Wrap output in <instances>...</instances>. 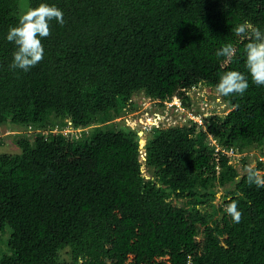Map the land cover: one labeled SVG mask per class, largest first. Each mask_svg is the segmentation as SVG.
Listing matches in <instances>:
<instances>
[{
    "label": "trees",
    "instance_id": "1",
    "mask_svg": "<svg viewBox=\"0 0 264 264\" xmlns=\"http://www.w3.org/2000/svg\"><path fill=\"white\" fill-rule=\"evenodd\" d=\"M40 2L64 23L36 66L12 69L6 33ZM244 21L264 31V0H0V134L18 131V152H0V264H264V188L245 172L264 173V85L220 96L228 111L205 128L145 126L143 146L128 123L146 97L191 109L223 72L247 74Z\"/></svg>",
    "mask_w": 264,
    "mask_h": 264
},
{
    "label": "clouds",
    "instance_id": "2",
    "mask_svg": "<svg viewBox=\"0 0 264 264\" xmlns=\"http://www.w3.org/2000/svg\"><path fill=\"white\" fill-rule=\"evenodd\" d=\"M53 20H55L61 25H63L64 23L62 10L54 4L40 2L34 7L30 5L23 6L22 11L18 15L17 23L9 27L5 37L8 42H11L16 46L15 51L12 55L11 64L9 65L10 68L28 71L31 67L36 66L43 59L44 47L42 44V39L50 35V24ZM234 32L238 37H243L247 40L246 44L244 45L243 52L244 64L247 70V74L245 72H241L235 69L223 72L220 75L219 80L215 86L216 93L222 97H230L233 95L243 96V94L249 87V76L251 77V80L255 85H264V31L260 30L258 27L253 26L250 22L244 21L243 23H240L235 26ZM236 51L237 50L233 46V44L225 43L216 52V56L224 57L228 62H231L236 56ZM194 92L190 93L191 98ZM173 97H178L181 100L182 104V98L177 95H174L167 100L158 99V105L160 106V108L164 110L166 106L164 102H169ZM142 102L143 101H141L140 109H138L137 111V113H140L138 114V116L143 114V111L141 109L143 105ZM221 102V109L219 108L218 110L215 106L211 105L210 107L213 108L214 111H210L211 108L207 111L212 112V114L226 113L228 109L226 108V105L223 103L222 100ZM182 106L186 109V111L189 110L197 114L200 113L198 109L197 111H195V108L190 109L184 106L183 104ZM173 108H175V105L172 106L171 111L173 112V114H175ZM220 110L222 113L220 112ZM158 116L160 117L159 114ZM180 116L184 119L183 124L189 121L196 122L193 121V119H189L185 113L180 114ZM205 116L202 117L201 124L196 122L202 128H205ZM143 124L145 125L142 126ZM159 124L164 127H168L170 125H179L172 122H160ZM147 125H151V122L147 121L146 118L142 116L141 123H139L137 126V131L140 137L141 135L144 136V140L147 136V133L146 131H143V129ZM133 126H135V124ZM27 129L28 127L25 130L27 131ZM33 130L34 128L32 127V131L30 132H33ZM16 132L18 131L14 129L4 130L3 133H6V135H2V133L0 138H3L4 136L8 135L12 136ZM144 140L143 137L140 138L141 146L144 145ZM237 154H241L240 156H242L245 154V152H239ZM254 164L255 161L253 162V165L251 163V166L245 169L247 183L250 186L255 184L258 188H264V173L258 170ZM219 196L220 194L218 195V197ZM225 211L228 215L231 216L233 222L240 223L242 218V212L239 210L237 201L231 200V202L227 204Z\"/></svg>",
    "mask_w": 264,
    "mask_h": 264
},
{
    "label": "rangeland",
    "instance_id": "3",
    "mask_svg": "<svg viewBox=\"0 0 264 264\" xmlns=\"http://www.w3.org/2000/svg\"><path fill=\"white\" fill-rule=\"evenodd\" d=\"M140 98H141V96H138L137 99H136V101H138V100L140 101ZM192 99H193V102H192L193 103V108L198 109L200 112H204V111L210 109L211 108L210 107L211 105L212 106H215L216 109H218V110H219V108L221 109L220 103H222V102H221L220 96L216 93L215 90H210L206 86H201V90H196L192 94ZM145 101H146V98H145ZM203 106L205 107L204 109H203ZM142 108H144L143 105H142ZM144 111L146 112L145 115H144V117L149 122H151L154 119L155 113L160 115V119L159 120H156V123H158L159 121H161V122H165V123L172 122V123H176V124L181 125V124H183V121H184V119L180 116V113L173 114V112H169V111L168 112H163L165 110L161 109L160 107H155V108L148 107V109H145ZM162 112H163V114H161ZM220 112H221V110H220ZM137 114H140V113H137ZM126 116H127L126 112L123 111L116 118V120L119 121L121 118H124ZM131 116H132V114H129V116H128V123L132 127H134L133 125L135 124L134 123L135 122V119L133 118V120H132ZM126 122H127V120H126ZM2 133H3V131H2ZM4 134L6 135V133H3L2 135H4ZM0 136H1V134H0ZM141 137H143V140H144V136L141 135ZM250 151H251V153L253 155V154H255L253 152H256V149L251 148ZM0 152H7V153L18 152V149L13 144V141L11 139V135L4 136L1 139V141H0ZM263 160H264V158H263ZM249 161L253 165L252 160H249ZM235 164L239 168V163H236L235 162ZM145 174H149V172L147 173L145 171ZM219 194L220 193H218V195ZM219 200L220 199H216V200H214V202L216 204H218Z\"/></svg>",
    "mask_w": 264,
    "mask_h": 264
},
{
    "label": "built area",
    "instance_id": "4",
    "mask_svg": "<svg viewBox=\"0 0 264 264\" xmlns=\"http://www.w3.org/2000/svg\"><path fill=\"white\" fill-rule=\"evenodd\" d=\"M158 102H159L158 99L146 98V101H145V98H144L143 102H142L144 108L141 107V109L143 111V114H141L140 116L135 117L134 118L135 119L134 123L137 124V126H138L139 123H141L142 116H144L145 113H146L144 110L148 109V107H150V108L160 107L158 105ZM164 103H165L166 106H165V109H164L165 111H163V112H168V111L171 112L172 111V106L175 105V108H173L174 113H180V114L185 113L188 116L189 119H193V121H196L199 124L202 123V117L203 116L212 114V112L207 111V110L204 111V112H200L199 114L194 113V112L189 111V110L186 111V109L181 104V100L178 97L177 98L173 97L169 102H164ZM204 108L205 107L203 106V109ZM163 112L161 114H163ZM159 119H160V117L158 116V114L155 113L154 119L151 121V125L158 126L159 122H161V121L156 123V120H159ZM144 125L145 124H143L142 126H144ZM27 131L28 132L32 131V127L28 126ZM210 139H211V143H213L214 146H215V150L216 151L220 150V147L217 144H215V140L212 139L211 136H210ZM221 151H223L224 153H227L229 155H234L235 154L233 147H230L228 150L221 149ZM236 155L240 156L241 154H236Z\"/></svg>",
    "mask_w": 264,
    "mask_h": 264
},
{
    "label": "water",
    "instance_id": "5",
    "mask_svg": "<svg viewBox=\"0 0 264 264\" xmlns=\"http://www.w3.org/2000/svg\"><path fill=\"white\" fill-rule=\"evenodd\" d=\"M142 170H144V167H145V157L144 156H142ZM146 177H147V175H146Z\"/></svg>",
    "mask_w": 264,
    "mask_h": 264
}]
</instances>
